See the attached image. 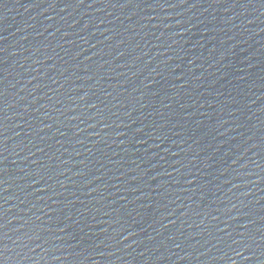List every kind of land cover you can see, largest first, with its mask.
I'll use <instances>...</instances> for the list:
<instances>
[{"label":"water","instance_id":"water-1","mask_svg":"<svg viewBox=\"0 0 264 264\" xmlns=\"http://www.w3.org/2000/svg\"><path fill=\"white\" fill-rule=\"evenodd\" d=\"M0 264H264V0H0Z\"/></svg>","mask_w":264,"mask_h":264}]
</instances>
